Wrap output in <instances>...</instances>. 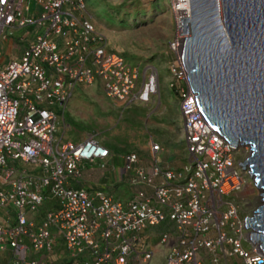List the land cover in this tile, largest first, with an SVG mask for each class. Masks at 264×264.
Here are the masks:
<instances>
[{
	"label": "built area",
	"instance_id": "built-area-1",
	"mask_svg": "<svg viewBox=\"0 0 264 264\" xmlns=\"http://www.w3.org/2000/svg\"><path fill=\"white\" fill-rule=\"evenodd\" d=\"M167 7L175 57L169 82L186 160L167 169L155 160V144L148 168L137 155L124 156L118 180L133 193L118 201L82 178L86 164L107 171L110 152L91 137L57 141L54 109L96 79L111 101L146 104L158 92L156 70L138 82V70L108 51L84 0H0V41L23 31L28 43L20 61L0 65V264H44L59 241L74 264H151L154 248L140 236L147 230V241L148 231L163 225H170L156 243L166 250L163 264H264L241 198L251 181L240 167L249 150H233L201 115L179 57L189 37L181 26L191 17L189 0H168ZM217 8L221 17L220 0Z\"/></svg>",
	"mask_w": 264,
	"mask_h": 264
},
{
	"label": "water",
	"instance_id": "water-1",
	"mask_svg": "<svg viewBox=\"0 0 264 264\" xmlns=\"http://www.w3.org/2000/svg\"><path fill=\"white\" fill-rule=\"evenodd\" d=\"M179 57L197 107L233 149L245 147L260 205L245 219L264 253V0H189Z\"/></svg>",
	"mask_w": 264,
	"mask_h": 264
},
{
	"label": "rangeland",
	"instance_id": "rangeland-1",
	"mask_svg": "<svg viewBox=\"0 0 264 264\" xmlns=\"http://www.w3.org/2000/svg\"><path fill=\"white\" fill-rule=\"evenodd\" d=\"M167 3L168 0H86L88 15L94 21L99 33L105 37L108 48L123 54L128 62L139 66L141 70H145L144 68L156 70L160 80L171 79L169 66L175 61L174 55L169 50V43L174 35V25ZM22 33L18 32L15 38L6 43L0 42V62L4 61L8 64L19 61L25 46L16 38ZM171 90L170 87L169 89L166 87V94L163 89H160L159 96L156 97L157 92L151 98L152 103L147 108H137L136 105L118 107L107 101L98 91L97 99L100 104H104L105 110H102V107L100 110L98 108V111L94 106L87 107L79 97L68 105V109H71L69 115L71 120L77 123L78 128L75 129L77 132L94 134L103 142L122 150L138 151L147 147L146 136L148 135V144L152 140L154 144L164 145V149L168 145V150L171 148V156L179 152L183 155L178 98L175 94L174 98L169 97L168 94L172 96ZM84 94H87V91ZM82 98L87 99L89 105H92L89 97L82 96ZM84 102L86 103V100ZM98 117L101 120H108L111 124L110 128L113 123V130H105L94 124L98 121ZM65 137L70 141H76L70 134L65 133ZM178 137L181 138L180 144H172L170 140H176ZM119 154L116 156V167L122 166ZM117 184L118 179L111 181L103 180V178L97 184L91 183L95 191H102L107 195L113 192L109 186ZM124 185L120 184L116 189ZM241 198L247 199L249 206L246 213L250 215L260 205L259 193L253 187L252 181H249V187ZM66 255L67 251H62L60 254L64 264L68 262ZM52 259L49 258L47 264H61L51 263Z\"/></svg>",
	"mask_w": 264,
	"mask_h": 264
},
{
	"label": "crops",
	"instance_id": "crops-1",
	"mask_svg": "<svg viewBox=\"0 0 264 264\" xmlns=\"http://www.w3.org/2000/svg\"><path fill=\"white\" fill-rule=\"evenodd\" d=\"M84 1L86 3V0H84ZM21 38L24 39L25 36L21 34L16 39H18L22 43V45L25 46V49H26L28 43L26 40L22 41ZM9 40H7V41H9ZM1 43H6V41H1ZM107 48H108V46H107ZM24 51L21 52L20 57H19L20 58L19 61L21 60V57H22ZM108 51L111 52L113 50H110L108 48ZM13 62H15V61H13ZM16 62H18V61H16ZM0 63L4 67H7L9 64H11V63L6 64V62H4V61H2ZM133 67H136L138 72H139L138 73V76H139L138 82H142L143 80H145L146 76L149 75V73H150V70H148L147 68H144L145 70H141V69H139V66L133 65ZM166 87L168 89L170 87L169 79H162V80L158 79V91L160 92V89H163V91L165 92ZM85 91H87V94H84ZM98 91H100L102 96L107 101L114 103L118 107L124 106V105H121L117 102H113L110 99H108L103 92L101 80L96 79L92 85L77 87L73 91L71 99L68 101V103L66 104V106L64 108L55 106V109H54V111L56 112V115H57V130L55 133V139L57 141H60L62 143L76 144V143H81L83 140L91 137V138H94L103 148H106L110 152V157L107 159L108 166H110V167H108L107 171L99 172L96 165L86 164V165L82 166V178H83V180H90L96 184L100 181L101 178H103V180H111V181H117V179H119L118 178V171L121 169L122 166L119 165L116 167V164H115L116 156L119 153H120L119 155H120V160L122 162L121 163L122 165H123V157L127 156L129 154L137 155L140 159L139 165L144 167V168H148L150 166V163H152L153 159H155L153 156V153L151 151V145H153L154 143L152 140H150L151 142L149 141V144H148V135L146 136V140H147L146 145H147V147L149 146V148L143 147V145H141L143 148H141L138 151H128L127 149L122 150L120 148H117L116 146L109 145V144L103 142L101 140V138L97 137L94 134L93 135H91L89 133L82 134V133L77 132L75 130L78 128L77 123H75L74 121L71 120L72 118H70V115H69V113L71 112L70 111L71 109L70 108L68 109V105L75 98L81 97L82 103L84 105H86L87 107L88 106H94L97 109V111H98V108L100 110V108L102 107L103 108L102 110H105L104 104H100L99 99H97L98 97L96 95V92H98ZM159 92H158V95L156 97L159 96V94H160ZM88 93H90V94H88ZM168 95L170 98L173 97V95L172 96H170V94H168ZM82 96H84L85 98L89 97V100L92 101V105H89L88 100L83 99ZM85 100H86V103L84 102ZM151 103H152V101L150 100L148 103L138 104V105H136V107L137 108H147ZM124 108H126V107H124ZM94 124H97V125L101 126L100 128H103V129L109 130V131L113 130L112 128H114L113 123H112V128H110L109 125H111V124L108 123V120H104V119L101 120V119H99V117H98V121ZM65 133L70 134L72 136V138L76 139V141H70L69 139H67V137H65ZM180 139L181 138L178 137V138H176V140L171 139L170 141L172 142V144L179 145ZM155 145H159V143L155 144ZM160 147H161V152H160V154L156 155L157 158L155 159L156 161H158V163L160 165L166 167L167 169H172V170H179V169H181L182 166H184V163L186 160V153H185L184 147H183V151H182L183 155H181V153L179 152V154L173 155V156L170 155V149L171 148L168 150V145L165 149H164V145L163 146L161 145ZM167 152L169 155L167 154ZM28 170H31V168H28ZM123 183H126V179L123 180ZM110 188L113 192H109V195H111L115 200H118V201H124V200L129 199L133 193V192L129 191V188L126 185H124L123 187H120L118 190L113 189L111 186H110ZM53 204H54L53 202L49 201L47 204V208L52 207ZM39 216H41V215H35V216L30 215L28 218L31 220H34L36 218H39ZM166 229H170V225H163V226H160L159 228H156L152 231H148V233H152V235L149 236L150 239L147 241H145L146 239L144 238V236L147 238V230L144 231L143 234L140 236L144 242H147L148 244H150L154 248V258H153V261L151 262V264H163L164 257L166 254V250L164 248L156 246V243L158 240V236L163 231H165ZM172 237L176 238V235L174 232H172ZM62 251L65 252L66 250H65L63 243L61 241H59L56 244L54 252L51 253L49 255V257L47 258L48 261H49V258H53L51 263H53V262H60L61 263L63 261V259L60 256ZM65 258L67 259V255L65 256ZM3 262H4V260H3ZM230 264H240V262L237 260H231Z\"/></svg>",
	"mask_w": 264,
	"mask_h": 264
},
{
	"label": "clouds",
	"instance_id": "clouds-1",
	"mask_svg": "<svg viewBox=\"0 0 264 264\" xmlns=\"http://www.w3.org/2000/svg\"><path fill=\"white\" fill-rule=\"evenodd\" d=\"M85 2V1H84ZM85 5H86V3H85ZM86 12H87V5H86ZM87 14H88V12H87ZM88 18L90 19V21H91V23L94 25V27H95V29L97 30V27H96V25L94 24V21L92 20V18L88 15ZM97 32L99 33V31L97 30ZM100 34V33H99ZM22 35H23V33H22ZM19 37V36H18ZM17 37V38H18ZM104 37V36H103ZM12 38H15V37H10V38H8L7 40H9V39H12ZM105 38V37H104ZM7 40H5V41H7ZM105 41H106V39H105ZM1 42V41H0ZM106 44H107V42H106ZM108 49V48H107ZM111 52H114V51H111ZM116 52V51H115ZM120 54V53H119ZM122 55V54H121ZM0 59H1V55H0ZM125 59V58H124ZM126 61H127V59H125ZM128 62V61H127ZM132 67H133V65L130 63V62H128ZM0 65H1V63H0ZM134 68H136V67H134ZM137 69V68H136ZM170 81V80H169ZM177 95V94H176ZM120 184H125L126 185V183H123V181L122 182H119V180H118V184L117 185H115V186H112V188L113 189H116V187H118ZM109 188H110V186H109ZM111 189V188H110ZM4 217V215L3 214H0V220H1V222H2V224L4 223V219H2ZM54 252V251H53ZM52 252V253H53ZM50 255V254H49ZM49 255H47L46 256V259L44 260V264H47L48 263V257H49ZM67 256H69L68 254H67ZM70 259V258H69ZM47 262V263H46Z\"/></svg>",
	"mask_w": 264,
	"mask_h": 264
},
{
	"label": "trees",
	"instance_id": "trees-1",
	"mask_svg": "<svg viewBox=\"0 0 264 264\" xmlns=\"http://www.w3.org/2000/svg\"><path fill=\"white\" fill-rule=\"evenodd\" d=\"M121 56H122L123 58H125V59H126V57H125L123 54H122ZM171 91H172V92H171V95H173V96H174V94H175V97H176V96H177V95H176L177 91H176V90H174V89H172ZM177 98H178V97H177ZM88 190L90 191V190H92V188L90 187V189H88ZM69 258H70V257H69V256H67L68 262H67V263H65V264H74V262H73L71 259H69ZM59 263H60V262H59ZM61 264H64V263H62V262H61Z\"/></svg>",
	"mask_w": 264,
	"mask_h": 264
},
{
	"label": "bare ground",
	"instance_id": "bare-ground-1",
	"mask_svg": "<svg viewBox=\"0 0 264 264\" xmlns=\"http://www.w3.org/2000/svg\"><path fill=\"white\" fill-rule=\"evenodd\" d=\"M182 65V64H181ZM244 149H245V147H243ZM239 149V148H238ZM253 187H254V185H253ZM255 188V187H254Z\"/></svg>",
	"mask_w": 264,
	"mask_h": 264
}]
</instances>
